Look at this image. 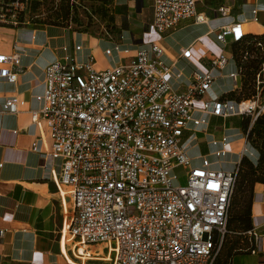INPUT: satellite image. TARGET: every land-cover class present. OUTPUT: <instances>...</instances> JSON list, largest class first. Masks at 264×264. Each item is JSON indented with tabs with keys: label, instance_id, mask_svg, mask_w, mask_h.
Wrapping results in <instances>:
<instances>
[{
	"label": "built area",
	"instance_id": "2783aa9c",
	"mask_svg": "<svg viewBox=\"0 0 264 264\" xmlns=\"http://www.w3.org/2000/svg\"><path fill=\"white\" fill-rule=\"evenodd\" d=\"M32 3L0 0V25L30 24ZM197 3L153 0V29L163 35L187 20L206 22ZM227 11L218 9L221 15ZM253 14L256 18L257 9ZM214 33L224 47L247 35L237 21ZM257 45L264 53V44ZM105 52L117 54L115 65L97 69L93 55L81 61L69 53L48 63L44 89L35 95L40 107L30 110L32 123L44 120L49 129L51 148L41 156L61 193L63 228L80 255L86 245L102 244L111 264H216L241 160L225 167L228 145L235 141L225 134L210 141V152L191 151L212 117L250 116L251 128L264 114V63L254 79L255 94L236 99L216 94L213 84L235 63L228 76L234 90L240 89L243 63L257 57V51H245L241 64L224 49L211 53L210 66L194 68L188 77L176 61H165V49L157 41L148 47L115 42ZM180 57L191 59V47L182 49ZM21 63V51L0 53V85L18 82ZM26 104L12 95L3 110L18 114ZM177 167H183L184 184ZM242 234L255 244L261 238L254 228Z\"/></svg>",
	"mask_w": 264,
	"mask_h": 264
},
{
	"label": "crops",
	"instance_id": "0c3cea01",
	"mask_svg": "<svg viewBox=\"0 0 264 264\" xmlns=\"http://www.w3.org/2000/svg\"><path fill=\"white\" fill-rule=\"evenodd\" d=\"M112 2L113 7L122 11L126 21L118 20V32L111 30L110 36L77 31L71 25H0V53L22 52V72L18 82L2 81L0 85V230H3L0 236V264H111L102 244L86 245L85 253L80 255L75 241L63 228L65 217L61 193L49 176V169L41 156L42 152L51 148L49 129L44 120L32 123L30 113V110L40 107L35 95L44 89L48 63L67 53L81 61L93 55L95 67L103 69L118 61L116 53L107 55L105 52L115 42L123 47H148L157 41L165 49V61H176L188 77L194 68L206 69L210 66L207 57L211 53L219 54L224 49L229 57L233 55L234 43L230 42L224 47L217 41L214 32L219 27L237 21L242 23L247 35L264 34V0H198V14L206 17L207 21L187 20L174 31L163 35L152 27L153 0ZM221 6L227 7L226 15L218 12ZM253 9H257L256 18ZM77 45L82 48L76 50ZM187 47L192 49L189 60L180 57L182 49ZM235 66V63H230L222 71V77L215 81L213 90L216 94L239 92L240 89L234 90L228 76ZM243 79L244 76L241 77L240 86ZM12 95H20L27 101L24 110L18 114L3 110L6 98ZM234 117H212L206 134L198 133V145L193 147L191 154L210 152V141L225 134L235 139L228 145L229 153L223 160L225 167L231 168L244 156L257 165L260 152L245 138L242 128L229 124V119ZM214 119L220 120L221 124L214 127ZM55 164L56 174L59 172V161ZM251 216L252 228L261 235L259 242L250 244L242 241L233 250L231 246L228 247L220 257L219 264H264L262 182L254 185ZM250 247L257 252L253 253L248 249Z\"/></svg>",
	"mask_w": 264,
	"mask_h": 264
},
{
	"label": "trees",
	"instance_id": "16d2710c",
	"mask_svg": "<svg viewBox=\"0 0 264 264\" xmlns=\"http://www.w3.org/2000/svg\"><path fill=\"white\" fill-rule=\"evenodd\" d=\"M60 1L62 2L63 0H60ZM70 1L72 0H64L62 2V4L60 5V11L57 12L55 19H53L55 21L50 19L48 22L42 21V23L69 26L70 24L68 23L67 20H69V17H70ZM41 2L42 0H33L32 8H37ZM258 42H262L264 44V34H249V35H246L243 41L236 42L233 44L232 52L238 64L242 63L241 59L245 51H249V50L257 51L258 54H257V57L250 59L249 61L243 63L244 79H243L242 86L238 93L233 92L230 95H228V97L241 99V98H250L255 94L254 79H255L257 71L260 69L262 63H264V53L258 50V45H257ZM234 118L238 119L236 124L234 125L242 128L244 133L247 134L248 140L260 152L259 162L257 165H255L246 156H244L241 159V167H240V172L238 175V177H240V182H239L237 191L235 190L234 198L236 194L240 195V193L245 192V195H244L245 196L244 198L245 206L242 212L236 211L235 213H233L231 217V221L233 220L237 221L239 224L240 229L234 232L235 234L240 235L241 242L243 241V242L253 244V242L250 241L242 233L251 229L253 226L251 215H252L254 185L256 182L264 183V114L259 116L255 120L251 128H250V125H251L252 120L250 116H235ZM245 167H247V170L244 169ZM238 181L239 180H237V183ZM234 198H233V201H234ZM229 234H230V230L228 229V233L226 235L224 245L217 258L216 264H219L220 257L223 255V253L226 252V249L228 247L231 246L232 250L234 248L239 247L238 246L239 244H236V242H232L229 244L226 243L227 237L229 236ZM248 249L252 250L253 247L252 248L250 247Z\"/></svg>",
	"mask_w": 264,
	"mask_h": 264
},
{
	"label": "rangeland",
	"instance_id": "374dc122",
	"mask_svg": "<svg viewBox=\"0 0 264 264\" xmlns=\"http://www.w3.org/2000/svg\"><path fill=\"white\" fill-rule=\"evenodd\" d=\"M64 1V0H63ZM62 1V2H63ZM60 0H42L37 8H32L31 12L28 15V19L32 24L43 25L42 21H49L50 19H55L57 12L60 11V5L62 4ZM118 8L113 7L112 0H76L70 1V17L68 23L72 26L73 29L81 32H89L94 35H104L108 30L109 32L116 33L118 32L117 21H126V18L122 15V11L117 10ZM51 16V17H50ZM55 21V20H53ZM57 21V20H56ZM41 22V23H40ZM30 23V24H31ZM215 120V119H214ZM237 118L229 119V124H236ZM219 121H213V126H219ZM218 135V133H217ZM257 137V136H255ZM205 150V149H204ZM247 170V167L244 168ZM175 172L179 176L180 183L184 184L186 178L183 175V167H177ZM238 185L240 182V177H238ZM237 193V192H236ZM245 192L240 193V195L235 196L232 203L230 211V220L228 223V229L230 234L227 237L226 243L236 242L240 244L241 237L238 234H235L234 231L240 229L237 221H231L233 213L236 211L243 210L245 206ZM237 198V200H236Z\"/></svg>",
	"mask_w": 264,
	"mask_h": 264
},
{
	"label": "bare ground",
	"instance_id": "6f19581e",
	"mask_svg": "<svg viewBox=\"0 0 264 264\" xmlns=\"http://www.w3.org/2000/svg\"><path fill=\"white\" fill-rule=\"evenodd\" d=\"M255 157V156H254Z\"/></svg>",
	"mask_w": 264,
	"mask_h": 264
}]
</instances>
